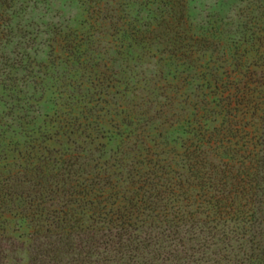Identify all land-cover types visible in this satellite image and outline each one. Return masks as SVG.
<instances>
[{
	"label": "rangeland",
	"instance_id": "obj_1",
	"mask_svg": "<svg viewBox=\"0 0 264 264\" xmlns=\"http://www.w3.org/2000/svg\"><path fill=\"white\" fill-rule=\"evenodd\" d=\"M255 84L264 0H0V185L29 202L37 166L83 185L103 176L96 204L109 208L148 183L172 204L215 161L211 135L233 111L228 147L252 149L258 120L234 94ZM3 221L24 231L19 216Z\"/></svg>",
	"mask_w": 264,
	"mask_h": 264
},
{
	"label": "trees",
	"instance_id": "obj_2",
	"mask_svg": "<svg viewBox=\"0 0 264 264\" xmlns=\"http://www.w3.org/2000/svg\"><path fill=\"white\" fill-rule=\"evenodd\" d=\"M249 88L239 85L234 96L258 120L252 149L228 147L237 134L233 111L211 135L221 136L215 161L207 159L201 171L195 166L186 192L172 204L162 186L148 183L109 208L96 204L105 198L103 176L83 185L79 175L42 173L37 166L28 174L29 202L13 185H0V264H264V90ZM13 196L19 201H9ZM65 196L76 199L62 202ZM7 214L19 216L21 234H9Z\"/></svg>",
	"mask_w": 264,
	"mask_h": 264
}]
</instances>
